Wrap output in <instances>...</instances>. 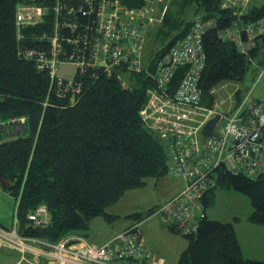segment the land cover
I'll return each instance as SVG.
<instances>
[{
	"label": "trees",
	"instance_id": "1",
	"mask_svg": "<svg viewBox=\"0 0 264 264\" xmlns=\"http://www.w3.org/2000/svg\"><path fill=\"white\" fill-rule=\"evenodd\" d=\"M121 1L128 6L141 3ZM161 3L163 13L147 26L145 46L148 37L162 45L143 64L149 65L165 53L196 17L211 18L214 25L202 38V103L213 105L210 90L233 82L239 85L235 92L239 100L252 85L250 77H256L264 65V32L244 52L236 43L224 41L220 33L233 23L243 29L258 20L264 15V1L261 6L243 9L223 7V0H172L165 8ZM15 9L16 0H0V121L25 116L26 127L21 133L0 135V190L14 199V207L17 203L18 233L54 243L69 233L87 230L95 216L112 221L116 216L106 208L124 192L143 186L147 178L167 174L168 147L139 114L150 83L144 72L134 73L140 85L127 86L116 75L93 78L89 73L77 74L80 90L74 95H56L47 70L38 69L34 60L19 53L26 42L16 40ZM184 69L176 70L172 86ZM213 179L214 186L204 195L205 208L215 186L233 188L251 201L248 221L264 225V174L252 178L219 168ZM40 204L46 206L49 220L37 225L27 215ZM159 206L132 214V223L142 222ZM205 212L196 231L183 234L188 246L177 264H264V260L244 257L231 222L209 219Z\"/></svg>",
	"mask_w": 264,
	"mask_h": 264
},
{
	"label": "built area",
	"instance_id": "2",
	"mask_svg": "<svg viewBox=\"0 0 264 264\" xmlns=\"http://www.w3.org/2000/svg\"><path fill=\"white\" fill-rule=\"evenodd\" d=\"M139 1L140 5L128 6L121 0H16V40L26 42L20 45L19 53L34 60L38 69L47 70L56 95L79 91L77 74L89 73L93 78L116 75L123 86L129 84L119 70L147 75L150 83L139 111L141 120L166 141L167 174L185 182L182 190L152 215L165 226L192 234L206 214L204 195L214 186L217 169L252 178L264 174V97L253 95L264 75V65L239 100L235 98L239 85L223 83L210 90L213 105L203 104L199 87L205 63L202 38L214 20L196 17L181 38L145 66L147 26L155 23L159 4L169 0ZM247 3L248 0H223L222 5L243 9ZM243 29L246 40L236 23L220 34L224 41L247 51L254 45V38L264 32V15ZM61 64L75 67L72 78L58 75ZM180 66L185 69L174 87L172 77ZM228 84L234 87L223 96L220 88ZM216 114L219 119L212 132L203 136L202 128ZM25 127V116L0 121V135L21 133ZM16 206L11 225H0V248L18 252V259L9 264H165L164 257L147 248L140 222L130 224L100 245L77 233L52 243L18 233ZM27 218L40 225L47 223L49 213L40 204Z\"/></svg>",
	"mask_w": 264,
	"mask_h": 264
},
{
	"label": "rangeland",
	"instance_id": "3",
	"mask_svg": "<svg viewBox=\"0 0 264 264\" xmlns=\"http://www.w3.org/2000/svg\"><path fill=\"white\" fill-rule=\"evenodd\" d=\"M171 1L172 0L167 1L166 4L171 3ZM263 1L264 0H250V4L252 6H261ZM152 39L153 38L150 39V37L147 38L148 41L146 42L143 53V63H145L146 56H150L155 48L162 45L160 40L152 41ZM121 76L130 85H140L141 83L138 79V76L134 73L127 71L121 72ZM256 80L257 76L254 78L250 77L248 83L253 84V82ZM231 89H233V85L228 84L225 88L221 87L220 92L225 96L226 92ZM259 89L262 93H264V76H262L257 82L253 91L254 96L256 93L262 94L259 92ZM180 178L181 177H173L168 174H165L160 178H147L143 186L127 190L122 194L120 199L106 208V212L116 216L112 221L106 220L102 215L95 216L100 217L98 219H104V221L107 222V225L105 226L103 224L102 229L99 230V232L103 233H98V228L96 229L94 222H92V226H89L88 228V230H91V235L97 234V236H100L106 234L107 232L117 228L116 223H118V221L124 222V220H129L133 222L134 218L131 216L132 214H142L147 212L151 206H155L156 204L162 205L167 199H169V197L167 198L168 194L177 188L180 185V182H183L184 179ZM182 188L179 191H181ZM3 199H5L6 202H9L6 200L9 198L6 197ZM0 202H2V197L0 198ZM4 205L6 206L5 203ZM252 210L253 207L248 196L234 190L233 188L220 187L218 185L213 188V198L206 208L209 219L218 220L221 222H231L233 224L238 234L239 241L243 246L244 257L249 259L264 260V225H256L248 221V216L251 214ZM152 217H154V220L157 219V223L162 227L163 224H160V221L158 220L159 218H157V216ZM237 217L240 219L236 220ZM98 223L102 225V222L98 221ZM163 227L169 228L167 226ZM170 230L172 231L170 233L175 238V240L171 241V238L166 239L164 237H159V240L160 242H164L165 247L167 245L175 244L174 246L168 248V252L173 254L178 245L180 246L179 241H183L187 246L188 239L183 234L175 232L172 229ZM78 233L84 234V231H79ZM10 255L11 254H9L8 250L0 249V264L12 260V258L9 257ZM166 258V264H177L178 257H173V255L169 257L166 254L165 259ZM13 260H15V257H13Z\"/></svg>",
	"mask_w": 264,
	"mask_h": 264
},
{
	"label": "crops",
	"instance_id": "4",
	"mask_svg": "<svg viewBox=\"0 0 264 264\" xmlns=\"http://www.w3.org/2000/svg\"><path fill=\"white\" fill-rule=\"evenodd\" d=\"M161 4L165 8L170 3L166 4V2L163 1ZM250 6H252V5L250 4V0H248V3L245 6V8H249ZM160 9H161L160 7L157 8L155 16H159L158 14L160 12H161V14L163 13L162 10H160ZM259 92L262 93L260 89H259ZM254 97L255 98L264 97V93H262V94L256 93ZM183 184H184V180H183V182H180V185L177 188H175L172 192H170L168 194L167 198L172 196L176 192H178L183 187ZM1 197H2V202H0V225H2L4 227H9L11 225L13 211H14V199L8 193L0 190V198ZM6 197L9 198V199H6L9 202H6L5 199H3ZM4 203L6 204V206L4 205ZM152 216H155V215H151V216L145 218L141 222L142 237L146 243L147 248L153 254L160 255L162 257H164V256L166 257V254H167L169 257H171L173 255V257L179 258L181 252L187 248L188 244L186 246V244L183 241H179L180 246L178 245V247L175 249V252L173 254H170L168 252V248L171 246H174L175 244L167 245L165 247L164 242H160L159 237H164L166 239L171 238L170 240L173 241V240H175V238L170 233L172 231L169 228H166V227L164 228L163 227L164 225H162L161 223L160 224L162 225V227L159 226V224L156 221L157 219L154 220V217H152ZM98 218H100V217H93L90 220L91 223L89 222L90 223L89 226L91 227L92 222H94L95 228L96 229L98 228L97 229L98 233H103V232H99V230L102 229L103 224L106 226L107 222L104 221V219H98ZM239 219L240 218L237 217V220H239ZM98 221L102 222V225H100L98 223ZM131 223L132 222L129 220H124V222L118 221V223H116V225H117L116 229L111 230V231L107 232L106 234H103L100 236H97V234L91 235V230H88V229L84 231V234H79L78 232H74V233L82 235V237H84L90 243L100 245V244H103L104 242H106L107 240H109L111 237H113L115 234H117L118 232L123 230L125 227H127ZM175 232H177V231H175ZM237 237H238V234H237ZM238 240H239V238H238ZM239 243H240V241H239ZM240 245H241V243H240ZM241 248H242V252H244L242 245H241ZM0 249H4V248H0ZM5 250H8V249H5ZM8 251H9V254H11L9 257L12 258V260H9V262L6 261L3 264H9V263H12L13 261H16L18 259V252L17 251H12V250H8ZM165 252H166V254H165ZM13 257H15V260H13ZM165 257H164V259H165ZM166 263H167V258L165 259V264Z\"/></svg>",
	"mask_w": 264,
	"mask_h": 264
},
{
	"label": "water",
	"instance_id": "5",
	"mask_svg": "<svg viewBox=\"0 0 264 264\" xmlns=\"http://www.w3.org/2000/svg\"><path fill=\"white\" fill-rule=\"evenodd\" d=\"M241 36H242L243 40H246V32L244 29H241ZM258 37H259V35L256 36L255 39H257ZM74 71H75V67L73 65L61 64L58 68V75L65 77V78H72ZM218 119H219V114H216L207 121V123L202 128L203 136L210 135V133L212 132V130H213L216 122L218 121ZM175 231H177V230H175Z\"/></svg>",
	"mask_w": 264,
	"mask_h": 264
}]
</instances>
